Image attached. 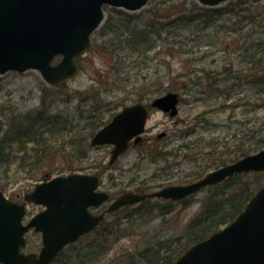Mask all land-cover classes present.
I'll use <instances>...</instances> for the list:
<instances>
[{
    "label": "rangeland",
    "instance_id": "rangeland-1",
    "mask_svg": "<svg viewBox=\"0 0 264 264\" xmlns=\"http://www.w3.org/2000/svg\"><path fill=\"white\" fill-rule=\"evenodd\" d=\"M103 9L71 80L52 86L34 69L0 74V138L6 145L0 189L7 196L31 190L44 174L72 172L99 173L100 187L112 197L130 189L151 192L192 182L264 148V0L216 6L149 0L132 11ZM178 15L182 19L173 22ZM153 20L157 27L167 22L159 39L144 45L129 40L133 29L147 30ZM168 91L181 97L179 120L151 109L144 140L113 164L111 145H91L95 130L123 106L149 105ZM263 184L264 172L240 173L181 201L152 197L120 208L50 264H170L190 246L189 225L205 206L209 216L226 215ZM26 208L29 214L40 209ZM27 237L24 251L37 252L39 234Z\"/></svg>",
    "mask_w": 264,
    "mask_h": 264
},
{
    "label": "water",
    "instance_id": "water-1",
    "mask_svg": "<svg viewBox=\"0 0 264 264\" xmlns=\"http://www.w3.org/2000/svg\"><path fill=\"white\" fill-rule=\"evenodd\" d=\"M148 0H0V74L7 70L36 69L47 83L59 85L79 70L75 56L90 43L91 32L104 18L103 5L136 10ZM217 5L227 0H198ZM61 55L56 64L53 57ZM179 95L168 91L159 95L151 107L170 116L178 113ZM148 107L143 103L126 105L95 132L92 145L113 144L108 160L113 163L128 148L143 141ZM163 134V133H160ZM159 134V135H160ZM264 171V148L207 172L194 182L163 186L138 193L126 191L109 204L107 212L145 198L164 197L180 200L207 185L225 180L236 172ZM98 175L69 173L38 182L25 194L26 200L46 209L22 223L25 204L7 199L0 190V264H48L60 249L89 232L104 216L92 215L91 205L109 198L95 191ZM42 231L43 244L37 253L20 251L28 228ZM172 264H264V185L248 201L244 210L207 238L196 241Z\"/></svg>",
    "mask_w": 264,
    "mask_h": 264
},
{
    "label": "trees",
    "instance_id": "trees-1",
    "mask_svg": "<svg viewBox=\"0 0 264 264\" xmlns=\"http://www.w3.org/2000/svg\"><path fill=\"white\" fill-rule=\"evenodd\" d=\"M198 8L199 9H203V8H200V7H198ZM209 11L216 12V11H219V9H217V10H209ZM168 15L169 14H167V16ZM191 18H195V17L192 16ZM176 19H182V16H180V15L175 16V18L172 19V20H174L173 22H175ZM154 20L148 26H145L147 28V30L145 28L144 29H133L131 31L132 36L130 37L129 40L132 41L133 43L137 44V45H144V42L155 41V40L159 39L161 34L163 33L162 31L165 30V28H166L165 26L167 25V22L158 23L159 26L157 27ZM151 27H156L154 29V32L150 31ZM155 33L157 35H154ZM151 34H153V36H151ZM150 38H153V39L150 40ZM249 60H250V63L254 62L253 59H249ZM0 139H1L0 140V159H1L3 157L1 155L2 154L1 151H3V148L6 147V145H4V143H3V137H1ZM16 139L18 140V138H16ZM16 139L13 138L12 140H16ZM28 139H29V137H27L25 139V141H27ZM28 141H31V139H29ZM239 174L240 173H236V175H234L232 177H236ZM232 177H230L229 179H226L224 182H226L227 180L232 179ZM224 182H222V183H224ZM222 183H220V184H222ZM253 193H251L250 196ZM230 196H233V195H230ZM222 202H224V201L216 199V201L214 203H217V205L220 207L221 205H223ZM246 202L242 203L243 205L242 204H239V205L237 204V205H234V206L230 205V207H229L230 211L227 212L226 215L221 213V215L212 214V215L209 216V212H210L209 208L207 206H205V208H203L200 211V213L195 217V219H193L191 221L192 223L189 225V227H190V229L192 231L191 235L189 236L190 237L189 238L190 239V243L189 244L190 245L193 244L194 242H196V240L206 237L210 233L216 231L222 225L227 224L228 222H231L238 215V213L242 210V208L244 207ZM194 229L196 231H194Z\"/></svg>",
    "mask_w": 264,
    "mask_h": 264
},
{
    "label": "flooded vegetation",
    "instance_id": "flooded-vegetation-1",
    "mask_svg": "<svg viewBox=\"0 0 264 264\" xmlns=\"http://www.w3.org/2000/svg\"><path fill=\"white\" fill-rule=\"evenodd\" d=\"M165 137V136H164ZM163 138V137H162ZM160 140H162V139H160ZM48 178V177H47ZM47 178H42L41 180H44V179H47ZM40 181V180H39ZM28 191H30V190H28ZM28 191H25L23 194H21V193H18V192H16V193H14L13 195H9V196H7L9 199H15V200H17V201H19V202H23V200H24V198H23V196H24V194L26 193V192H28ZM27 204H33L32 202H26V205ZM39 207H40V209L39 210H37L35 213H33V214H29V211L28 210H26V214H25V216H24V218L23 219H25V221L27 222V221H29V220H31L30 218L32 217V216H34L37 212H39V211H42V210H44V207L42 206V205H40V204H37ZM108 207V203H102V204H100L99 205V207H90V210L92 211V213L93 214H99V213H101V212H104L105 210H106V208ZM27 216H29L27 219H26V217ZM24 221V222H25ZM103 222V220H101L100 221V223H102ZM100 223L98 224V225H96L95 226V228L94 229H92L91 231H89L88 233H84V234H82L81 236H83V235H88L89 233H91V232H93L94 230H96V229H98L100 226ZM30 232H32V233H34V234H39V238H40V240H41V235H42V233H41V231H37V230H35V229H28V231H27V233L25 234V239L27 240V236H28V234L30 233ZM80 236V237H81ZM41 242H42V240H41ZM23 251H24V249H23ZM25 252H28V251H25Z\"/></svg>",
    "mask_w": 264,
    "mask_h": 264
}]
</instances>
